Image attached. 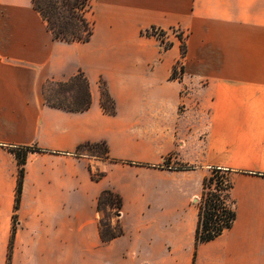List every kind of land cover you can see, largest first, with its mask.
Here are the masks:
<instances>
[{
    "label": "crops",
    "instance_id": "obj_1",
    "mask_svg": "<svg viewBox=\"0 0 264 264\" xmlns=\"http://www.w3.org/2000/svg\"><path fill=\"white\" fill-rule=\"evenodd\" d=\"M86 43L54 41L31 0H0V264L23 180L10 264H264V0H90ZM88 19V18H87ZM154 27L161 41L142 34ZM184 36V54L178 39ZM182 65L179 79L172 69ZM81 71L90 107L45 105L42 85ZM98 79L114 102L100 107ZM104 142L110 163L75 154ZM166 160V163H164ZM230 170L231 226L195 245L197 202ZM93 170L103 173L91 179ZM121 199L102 242L97 199Z\"/></svg>",
    "mask_w": 264,
    "mask_h": 264
},
{
    "label": "trees",
    "instance_id": "obj_2",
    "mask_svg": "<svg viewBox=\"0 0 264 264\" xmlns=\"http://www.w3.org/2000/svg\"><path fill=\"white\" fill-rule=\"evenodd\" d=\"M90 0H31L32 8L45 22L47 31L52 39L66 44L86 43L93 32L92 21L87 19L86 12L90 7ZM151 27L144 32L145 36H153L162 42L161 37L166 32L159 30L156 34ZM180 37V36H179ZM167 44L164 48L169 47ZM181 54H184V43L180 44ZM173 79V75L171 74ZM100 94V107L107 115H114V102L109 95L104 81L98 85ZM42 96L47 107L69 113H79L87 110L91 104L89 83L81 71L62 81L48 79L42 85ZM100 148L102 151H97ZM92 150L91 152L89 150ZM99 150V149H98ZM18 164L17 184L15 192L14 213L5 264H10V250L16 223V210L19 204L21 184L23 180V165L28 152H40L35 147H11ZM96 159L106 160L110 163H123L110 159L104 142L83 143L77 146L75 154H83ZM166 163V160L165 162ZM230 170L213 169L211 175L202 181V190L197 202L198 219L194 233L195 245L208 242L219 236L223 230L229 228L234 219V210L229 201L231 184L228 180ZM104 176L96 173L91 179L98 181ZM214 184V190H209V185ZM223 193L221 196L220 193ZM228 202V203H227ZM97 212L99 218L103 216L104 222H97L99 237L106 243L122 234L121 228L112 226V218L118 215L121 208L119 195L110 189L103 190L97 199ZM117 222V220H116Z\"/></svg>",
    "mask_w": 264,
    "mask_h": 264
},
{
    "label": "built area",
    "instance_id": "obj_3",
    "mask_svg": "<svg viewBox=\"0 0 264 264\" xmlns=\"http://www.w3.org/2000/svg\"><path fill=\"white\" fill-rule=\"evenodd\" d=\"M176 32L174 31V29L172 30V32L175 34L174 36L178 39L179 43H184V36L182 35V33L178 30V29H175ZM156 34L159 33V29H155L153 30ZM180 36V37H179ZM162 44V43H161ZM163 46V45H162ZM164 47V46H163ZM182 74V65L180 62H177L175 64V66L173 67V70H172V75H173V78L174 79H178ZM120 214L118 215H115L114 218L112 219L113 221L114 220H117L119 218Z\"/></svg>",
    "mask_w": 264,
    "mask_h": 264
},
{
    "label": "rangeland",
    "instance_id": "obj_4",
    "mask_svg": "<svg viewBox=\"0 0 264 264\" xmlns=\"http://www.w3.org/2000/svg\"><path fill=\"white\" fill-rule=\"evenodd\" d=\"M89 11H90V7L87 9V12H86V17L90 20V14H89ZM174 31L176 32V30L174 29ZM169 34H172V35H175L173 32H172V30L171 31H169L168 32ZM165 37V36H164ZM164 37H161V39H162V45L165 47L168 43H166L165 41H164ZM163 47V48H164ZM173 70V69H172ZM172 74V73H171ZM180 78V77H179ZM178 78V79H179ZM174 79V78H173ZM101 81H103L102 79H98V81H97V88H98V85H99V82H101ZM98 90H99V88H98ZM99 149V150H98ZM98 149H96L97 151H102L100 148H98ZM90 152L92 151L91 149L89 150ZM97 172H95L94 170H93V176H95V174H96ZM211 175V172H209V174H208V176H210ZM207 176V177H208ZM214 184H212V185H209V190H214ZM220 195L222 196L223 195V193L221 192L220 193ZM228 203V202H227ZM114 218V217H113ZM112 218V219H113ZM99 220H101L102 222H104V218H103V216H101L100 218H99ZM113 221V220H112Z\"/></svg>",
    "mask_w": 264,
    "mask_h": 264
}]
</instances>
